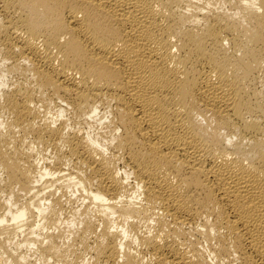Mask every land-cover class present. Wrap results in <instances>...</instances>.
<instances>
[{
	"label": "bare ground",
	"instance_id": "obj_1",
	"mask_svg": "<svg viewBox=\"0 0 264 264\" xmlns=\"http://www.w3.org/2000/svg\"><path fill=\"white\" fill-rule=\"evenodd\" d=\"M0 264H264V0H0Z\"/></svg>",
	"mask_w": 264,
	"mask_h": 264
},
{
	"label": "rangeland",
	"instance_id": "obj_2",
	"mask_svg": "<svg viewBox=\"0 0 264 264\" xmlns=\"http://www.w3.org/2000/svg\"><path fill=\"white\" fill-rule=\"evenodd\" d=\"M50 111H55L56 109H57V107L55 106V105H53V104H51V106H50ZM77 193H75V195H76ZM77 203V202H76ZM73 206H75L76 204H75V202H73V203H71Z\"/></svg>",
	"mask_w": 264,
	"mask_h": 264
}]
</instances>
